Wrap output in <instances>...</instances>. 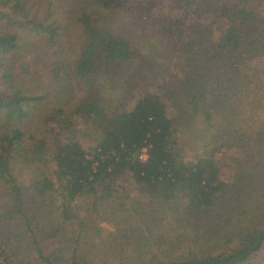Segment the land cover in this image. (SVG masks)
<instances>
[{
  "label": "trees",
  "instance_id": "trees-1",
  "mask_svg": "<svg viewBox=\"0 0 264 264\" xmlns=\"http://www.w3.org/2000/svg\"><path fill=\"white\" fill-rule=\"evenodd\" d=\"M0 243L6 264L263 253L264 0H0Z\"/></svg>",
  "mask_w": 264,
  "mask_h": 264
},
{
  "label": "rangeland",
  "instance_id": "rangeland-1",
  "mask_svg": "<svg viewBox=\"0 0 264 264\" xmlns=\"http://www.w3.org/2000/svg\"><path fill=\"white\" fill-rule=\"evenodd\" d=\"M219 19L217 18V23H219ZM38 74V73H37ZM80 93V96H84V92L82 90L79 91ZM92 139V138H91ZM101 224V227L103 229V231L105 232L106 235L110 234V233H113L115 231L114 227L110 224H106V223H100ZM0 247L2 249L3 252H8V249L6 250V248H4V245L0 243ZM5 255L6 254H3V259H4V262H5ZM264 262V252L261 253V254H258L254 259L250 260L248 262V264H253V263H263ZM6 264V263H5ZM7 264H9L7 262Z\"/></svg>",
  "mask_w": 264,
  "mask_h": 264
},
{
  "label": "built area",
  "instance_id": "built-area-1",
  "mask_svg": "<svg viewBox=\"0 0 264 264\" xmlns=\"http://www.w3.org/2000/svg\"><path fill=\"white\" fill-rule=\"evenodd\" d=\"M141 159L142 160H146L147 159V151L146 150L143 151V153L141 155ZM3 254L4 253H3V251H2V249L0 247V264H5L4 259L2 258Z\"/></svg>",
  "mask_w": 264,
  "mask_h": 264
}]
</instances>
